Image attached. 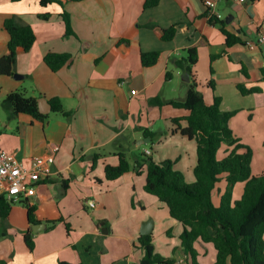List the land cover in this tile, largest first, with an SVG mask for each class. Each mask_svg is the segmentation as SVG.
I'll use <instances>...</instances> for the list:
<instances>
[{
  "label": "crops",
  "instance_id": "1",
  "mask_svg": "<svg viewBox=\"0 0 264 264\" xmlns=\"http://www.w3.org/2000/svg\"><path fill=\"white\" fill-rule=\"evenodd\" d=\"M61 1L63 5L54 1L42 6L39 0H0V56L8 52L9 37L3 27L5 18L16 15L19 22L29 24L35 33L31 48L26 52L18 51L13 75H0V148L14 153L28 166L34 156L52 153V147L59 146L51 163V177L38 183L35 193L24 199L35 205L36 222H28L27 209L21 201L12 203L6 219L0 222V237L7 241L0 252V264H138L144 254L138 244V236L151 235L159 219L155 213L146 212L142 201L139 203L142 214L131 222L128 229L113 219L110 222L107 214L113 208L111 199L116 200L118 214L122 210L121 202L124 212L130 200L135 207L132 200L137 198V194L161 210L165 205L155 196L157 200L142 194L146 192L143 188L144 166L139 173L130 170L115 180L104 177L105 164H117V153H124L125 149V133L130 123L120 124L124 111H130L132 106L125 92L133 95L131 90L135 88V94L142 93L144 97L182 100L186 84L176 62L186 56L188 48H196L198 60L192 74L197 89L205 103H212L213 97L218 96L222 111L236 112L231 118L233 133L240 143L252 150V173H263L264 40L261 38L264 36V0H212L219 18L208 16L206 0H159L157 5L148 8L143 6L145 0ZM63 9L71 16L75 35L66 36L64 33L59 15ZM43 12H49L51 16L46 20L39 18L38 13ZM173 24L177 27L174 37L162 40L161 30ZM221 28L235 36L238 42L227 46ZM154 50L159 51L157 62L142 66L140 52ZM47 52H67L73 59L70 64L52 71L43 60ZM167 72L171 73L169 78L165 77ZM14 74L19 77H14ZM209 81L214 83L213 89L207 85ZM237 84L258 91L243 95ZM15 90H23L37 101L43 97L50 102L51 98L58 97L65 109L72 110L73 114L68 117L53 111L52 105L48 110L46 104L47 112L43 114L47 116L44 119L27 113L12 114L2 108L1 100ZM154 106L159 107L158 111L152 110L164 119V123L169 122L166 132L172 136L179 134L172 132L175 125L171 119L185 116L188 111L167 104ZM181 124L185 123L182 121ZM142 142L144 139L138 140V143ZM188 146L192 152L186 162L178 150L174 157L167 155L165 158L171 159L173 167L181 173L186 166L191 169L189 179L194 181L195 144ZM232 147L223 143L217 150V159L223 158ZM219 151L222 154L220 158L217 156ZM94 154L98 158L92 167ZM77 178L88 183L73 190L74 179ZM103 178L106 181H124L127 195L124 196L121 190L123 185L116 188L112 197L96 194L97 185H105ZM63 180L67 181L66 189ZM225 184L223 179L217 183L212 198L216 193L220 200ZM131 187L136 195L130 198ZM242 189L243 183L234 185L233 199L241 196ZM89 193L91 195L87 196ZM88 201L94 205L89 206ZM214 204L218 205L219 201ZM148 214L151 221L145 222ZM49 220L57 221L50 226ZM163 220L161 230L176 232L180 236L182 226L178 221L166 211ZM82 222L83 226L80 225ZM147 223L150 232L141 234V224L142 229ZM115 225L125 232L117 230ZM76 227L80 231L77 232ZM28 228L33 233L32 250L23 238V232ZM60 229H65L67 238L64 240L63 235L58 242L52 239L51 234ZM70 231L75 234L73 237ZM85 234L92 238L84 242ZM93 239L101 244L99 254L94 253ZM111 239L117 253H110L105 248ZM137 245L141 249L139 252L134 251ZM194 246L199 263L213 264L215 249L211 243L197 240ZM119 248L123 249V255H119ZM168 252L166 255L158 254L173 259L172 264H189L181 244L171 255Z\"/></svg>",
  "mask_w": 264,
  "mask_h": 264
},
{
  "label": "trees",
  "instance_id": "2",
  "mask_svg": "<svg viewBox=\"0 0 264 264\" xmlns=\"http://www.w3.org/2000/svg\"><path fill=\"white\" fill-rule=\"evenodd\" d=\"M54 1L63 5L61 0H39V3L45 6ZM158 1L145 0L143 6L153 7ZM59 15L65 35H75L69 12L63 9ZM50 16L49 12L38 13V17L44 20ZM3 27L9 38L8 52L0 56V75H13L18 51L21 49L26 52L31 48L35 41V33L29 24L19 22L16 15L5 18ZM176 31V25H170L161 30L160 37L165 41L171 40ZM221 31L225 35L227 46L238 42L237 38L225 29L221 28ZM186 51L187 55L176 62L187 86L185 97L182 100H163L155 96L149 100V103L158 106L167 104L188 111L187 115L174 117L171 121L175 125L173 133L178 132L188 139L195 140L194 181L190 184L186 183L183 174L173 167L171 159L156 162L145 152L143 154L147 157L137 159L133 165L129 163L123 152H118L117 164H105L104 177L107 180H115L130 170L139 173L144 166L143 188L162 202L169 216L181 224L180 244L189 259V264H201L197 260V250L194 246L197 240L212 244L215 249L213 264H264V172L252 173V150L249 146L240 143V139L233 133L231 118L236 112L222 111L221 99L218 96L213 97L212 103H205L192 74V68L198 60L197 49L192 47ZM158 58L159 51L140 52L142 66L154 65ZM72 59V54L67 52H47L43 57L45 64L52 71L70 64ZM170 76V72L165 74L166 78ZM207 85L214 88L212 81L207 82ZM237 88L243 95L258 91L256 88H246L243 84H237ZM50 102L53 111L68 117L73 114L72 110L65 109L60 98L53 97ZM1 106L12 114L27 113L37 119H44L47 116L39 111L37 99L27 96L23 90L6 94L1 100ZM182 121L184 125L181 124ZM142 134L144 137H153L155 133L144 128ZM223 143L233 147L223 158L217 159V150ZM97 158L98 155L94 154L92 167ZM222 179L226 183L225 188L219 204L215 205L212 198L213 190ZM238 182L243 183L242 193L239 198L233 199V187ZM62 183L66 189L67 181L63 180ZM21 202L27 209L28 222L35 223V205L29 204L27 200ZM11 205L12 203L4 196H0V222L6 219ZM56 221L49 220L47 223L52 226ZM66 229L68 230L67 224ZM23 238L27 247L32 250L33 233L29 228L23 232ZM138 241L144 252L138 264L174 262L173 259L154 253L150 234L139 235ZM59 264L67 263L59 262Z\"/></svg>",
  "mask_w": 264,
  "mask_h": 264
},
{
  "label": "rangeland",
  "instance_id": "3",
  "mask_svg": "<svg viewBox=\"0 0 264 264\" xmlns=\"http://www.w3.org/2000/svg\"><path fill=\"white\" fill-rule=\"evenodd\" d=\"M186 88H187V86H186ZM134 90H135V88H134ZM125 95H126L127 99L131 100L132 106H131L130 111L129 110L124 111L125 113H124L123 118H121V124L120 125H122L124 122L130 123L128 125L129 127L125 133V135H126L125 140H124L125 149L123 150L125 153V157L129 161V163L131 165H133L137 159L146 158L147 156H145L143 154V151L146 148L151 150V152H152L151 156H152L153 160L156 162H159L163 159H166L165 157L167 155H173V157H174V155L177 153V150H178V152L181 153L182 157L184 158V161L186 162L188 160V156L189 155L191 156V152H192L191 147H189L188 144H195V150H196V143L193 140L189 141L188 139H186V137H184L180 134L172 136L170 133H167L166 132V126L169 125V122L167 124H165L164 119L159 117L157 115V112L152 110V108H155V110L158 111L159 107H156V106H154V104L149 103V100L151 99V98H149V96L144 97V95H142V93L135 94V92L133 93V95H129L127 93V91L125 92ZM144 128L154 130L155 131L154 136L153 137H144L142 134V129H144ZM164 131H165V133H164ZM165 137H167V140H165ZM139 139H144V142L138 143ZM221 155H222L221 151H219L217 156L220 158ZM98 168H99V164H98ZM96 173H97V171H96ZM98 173H99V170H98ZM182 173L184 175V181L186 183L190 184L193 182V180L189 179V176H192L191 175L192 174L191 169L187 168V166H186ZM102 174H103V172H102ZM94 175H95V172H94ZM85 182L88 183V181L78 180V178L74 179L73 190L79 189L78 186L86 184ZM103 182L105 184L104 186H98L97 185L98 189H96V194H103L104 196L107 195V198H109V196H111V194L115 193V190L118 186L123 185L121 190L123 191L124 196L127 195V192L125 191L124 181L118 180V181L113 182V181H106L103 178ZM106 185L111 186V188H107ZM136 185L138 186V188L142 189L141 186H139L140 184L137 183ZM108 189H110V190H108ZM106 192H108V193H106ZM142 194H144V195L147 194L146 196H149V197L153 198L154 200H157V199H155V197L153 195L148 194L146 192L144 193V191L142 192ZM90 195L91 194L89 193L87 196H90ZM135 195H136V193L133 192L132 187H131L130 198L132 196H135ZM136 197L137 198L132 200L135 207L134 208L132 207L131 200H130L129 205H128L127 209L125 210V212H124L123 202H121L122 203V205H121L122 210L119 214L116 212V209H117V206L115 204L116 200L111 199L113 208H112V210L109 209L108 214H107L110 222H111V219H113L115 222L117 221V223L123 224L124 227H126L128 229V227L131 226V222H135V219L140 217V215L142 214V211L140 210L141 205L139 203H141L143 201L145 203L146 212H150L153 214L155 213V215L159 219V224L156 226L153 233L151 234L152 235V244L154 245V247H153L154 253H156V254L159 253L160 255H166V252L169 251L168 254L171 255L175 251V248L180 245V236H178V234L176 232H174V233L169 232L168 233V232H166L165 229L164 230L160 229V226L164 222L163 214H165V211H166V214H168L166 207H164V209L161 210L154 204H148V201L150 202V200L144 199L140 194H137ZM92 198L94 199V201L96 200V198L94 196H92ZM142 199H144V200H142ZM213 200L215 203H218V201H219L218 197L216 196V193L213 196ZM123 218H126L128 220L127 221L120 220ZM147 221H151L149 214H148L147 220H145V222H147ZM83 223L84 222H82V224H80V225L83 226L84 225ZM141 226H142V224H141ZM141 226H140L139 232L141 230ZM115 227H117V226L115 225ZM165 227H167V224L165 225ZM75 229L77 232L80 231L79 228H77V227ZM104 229H106V227ZM117 230H119L120 232H123V233L125 232L119 227H117ZM65 232H66L65 229H63V231H61V229H60V231H55L54 233H52L51 237L53 240H57L59 242L62 240L61 237L64 235L62 238L65 240L67 238ZM69 234L72 237L75 235L73 232H71ZM91 238H92V236L90 234H85L82 240L84 242H86L87 240H90ZM94 241H95L94 247L96 248V250L93 249L94 253L97 254V252H98V254H99L100 250H102L101 244H98L96 242V240H94ZM5 242H7V241H5V239L0 237V252L2 250H4ZM107 243H108V245H106L105 248H108V251L110 253H117V248L113 246L114 245L113 239H111ZM138 244H140V242H138ZM138 250H141V249L137 245L135 247L134 251L139 252ZM119 252H120L119 255L124 254L122 248H119ZM129 256H131V255L129 254Z\"/></svg>",
  "mask_w": 264,
  "mask_h": 264
},
{
  "label": "built area",
  "instance_id": "4",
  "mask_svg": "<svg viewBox=\"0 0 264 264\" xmlns=\"http://www.w3.org/2000/svg\"><path fill=\"white\" fill-rule=\"evenodd\" d=\"M243 2L244 0H238ZM205 4L209 10L208 16L219 18L220 14L214 10L215 3L206 0ZM264 40V36L261 38ZM135 90H131L134 93ZM59 149L58 145L52 147V153L34 156L28 166L22 160L16 158L15 154L0 148V196H4L11 203L20 202L35 193V186L48 179L52 175L51 163L54 153ZM150 154V150H144ZM93 206V202H88Z\"/></svg>",
  "mask_w": 264,
  "mask_h": 264
},
{
  "label": "water",
  "instance_id": "5",
  "mask_svg": "<svg viewBox=\"0 0 264 264\" xmlns=\"http://www.w3.org/2000/svg\"><path fill=\"white\" fill-rule=\"evenodd\" d=\"M14 77H19V75L18 74H14ZM37 102H38V108H39V111L40 112H42V113H46L47 112V110H45V104L48 105V107H49L48 110H50V107H51L50 102L45 101V99L43 97H41ZM148 227H149V224L147 223L145 225V228H142L140 230V233L141 234H147V233H149L150 232V229ZM33 230H36V229L33 227Z\"/></svg>",
  "mask_w": 264,
  "mask_h": 264
}]
</instances>
